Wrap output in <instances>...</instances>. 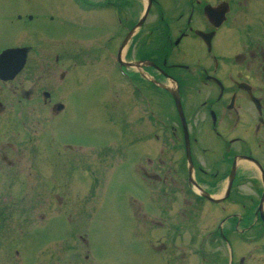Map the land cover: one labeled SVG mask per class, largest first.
Returning <instances> with one entry per match:
<instances>
[{
    "label": "flooded vegetation",
    "instance_id": "1",
    "mask_svg": "<svg viewBox=\"0 0 264 264\" xmlns=\"http://www.w3.org/2000/svg\"><path fill=\"white\" fill-rule=\"evenodd\" d=\"M0 21L53 42L0 47L24 55L0 77L13 95L0 126V264L21 262L15 215L28 212L9 207L28 195L53 215L39 242L55 241L63 210L65 247L72 234L86 244L72 217L85 222L90 202L116 196L134 223L160 230L151 248L164 264H264V0H0ZM74 27L112 61L97 100L74 60ZM28 105L48 110L47 146ZM153 123L164 159L153 155ZM151 183L162 192L154 201Z\"/></svg>",
    "mask_w": 264,
    "mask_h": 264
},
{
    "label": "rangeland",
    "instance_id": "2",
    "mask_svg": "<svg viewBox=\"0 0 264 264\" xmlns=\"http://www.w3.org/2000/svg\"><path fill=\"white\" fill-rule=\"evenodd\" d=\"M169 3L171 4V0H169ZM72 23L73 25H84V16L77 20L74 18ZM23 26L25 27L24 24L17 21H14L13 24L0 21L1 50L6 47L25 44H31L35 48L39 47V49H51L53 42L50 39L40 38V41H37L33 33L27 32L28 30H24L21 33L23 29L21 31L19 29ZM242 26L244 25L242 24ZM29 28L34 30V22L30 24ZM243 29L245 30V28ZM79 32H82V30L74 27L75 34L73 35V43L71 45L76 54L74 60L77 62L79 68L86 67L87 80L90 84L88 91L89 97L92 100H97L101 98L99 96L103 91L102 87L107 82V78L105 77L107 73L103 70V67L110 68L112 61L97 57L99 41L95 38L88 39L86 36H80ZM67 45L69 46V44ZM8 85L3 90L0 89V94L5 98V102L3 101L5 111L0 115V126L4 123L3 129H6L5 121L10 119L9 116L13 110V104L11 105L9 103H12V100L8 99L13 98V95L10 93ZM0 87H2V84H0ZM78 97L80 96L78 95ZM160 105L161 102L156 105L154 104L157 113L159 109L160 111L161 109L163 110L161 113L164 112V105L162 108L159 107ZM33 108H35V111ZM23 110H26L24 113L31 112V114L35 113L40 115L41 124H33L32 129L38 130L41 136L39 145L42 147L47 146L49 136L48 118L44 117L48 115V110L40 105H28ZM97 113L99 112L95 106L90 109V120H95L92 117ZM158 129L163 130L164 128L159 124L153 123L154 133L157 132L160 134L159 138L153 137V155L155 158L162 157L164 159V132H159ZM155 171L160 172L158 170ZM161 172L164 174V170H161ZM151 184L148 192L152 195V201H154L157 194L160 195L162 192L161 188L159 190L157 183ZM2 187L0 185V192L3 190ZM117 190L119 191V189ZM121 198L114 196L108 200L104 198L102 201L100 199L99 201L90 202L88 215L84 217L85 222H83L82 218L76 217L75 215L72 217L74 229H76L74 225L77 223L81 227L78 233L84 236L87 242L84 244L75 234H72V237L69 239L72 244L71 249L65 247L68 239L65 238L64 233L69 228L70 222L65 221V218H63V210L57 211L56 214L57 216L63 217L62 219H57L59 223L57 224V231H55L57 233L55 241L45 240L44 242H39L38 237L35 236V231L45 228L48 230V219L50 216H53L48 210L47 201H38L36 196L30 195L26 196L22 201H17L9 209L18 212V214H23L27 211L28 218L17 217L15 215V219L18 221L17 225L19 226L20 236H22L23 242L25 243L24 248L22 246L19 247L18 257L15 256V258L21 261L22 264H164V261L161 260V251L151 248L152 243L158 244L161 242L160 230L154 227L149 231L148 226L145 228L142 226V223H134L128 212V208H124L125 202ZM6 203H10V200H7ZM41 213L46 216L44 221L39 218ZM21 221H24V223L22 224ZM39 235L43 236V231H40ZM86 255H88V259H85ZM21 262L18 264H21ZM4 264L15 263L10 259V261Z\"/></svg>",
    "mask_w": 264,
    "mask_h": 264
},
{
    "label": "water",
    "instance_id": "3",
    "mask_svg": "<svg viewBox=\"0 0 264 264\" xmlns=\"http://www.w3.org/2000/svg\"><path fill=\"white\" fill-rule=\"evenodd\" d=\"M150 0H147L149 5ZM147 10V8H146ZM23 49L20 48H8L1 52L0 54V77L1 78H11L14 76L18 70L21 68L24 55L22 54Z\"/></svg>",
    "mask_w": 264,
    "mask_h": 264
}]
</instances>
